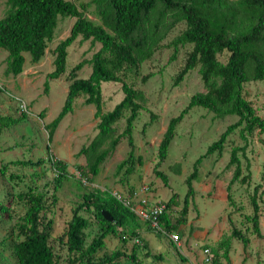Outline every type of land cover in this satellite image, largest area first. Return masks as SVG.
Returning a JSON list of instances; mask_svg holds the SVG:
<instances>
[{"label":"rangeland","instance_id":"obj_1","mask_svg":"<svg viewBox=\"0 0 264 264\" xmlns=\"http://www.w3.org/2000/svg\"><path fill=\"white\" fill-rule=\"evenodd\" d=\"M73 3L83 15L97 22L95 6L101 0H66ZM187 3L188 0H174ZM236 0H229L235 2ZM7 5L0 0V18L5 14ZM73 18H59L52 40L47 44L44 56L38 63L29 62V56L23 53L22 70L18 76L5 75L4 59L6 51L0 49V116L17 118V110L12 98H17L26 105L25 118L13 125L0 129V203L13 196L8 205V217L0 213V264H17L11 252L17 236V226L25 211L24 201L17 200L18 194L34 193L44 199L45 219L53 221L48 244L57 264H67L68 254L64 245L63 231L71 216V209L81 201V194L92 189L115 192L127 198L141 186L147 187L150 201L166 203L172 198L167 216L170 224L179 218L183 197L187 187L185 179L196 162V175L191 182L194 191L188 199L186 214L187 226L171 231L184 244L202 255L201 248L215 247L219 241L227 243L229 264H264V188L255 193L258 210L257 237L249 221L252 214L250 197L253 188L260 184V175L264 163V137L254 132L251 135L234 129L225 139L221 152H214L201 157L212 142L234 123L235 116L216 118L205 109H189L177 124L174 136L169 143L165 158L157 159V145L170 118L177 116L186 107L189 98L195 93L204 92L197 67L188 71L177 85L173 84L177 72L183 66L188 45L174 47L171 42L184 28L179 10H165L156 3L150 10L148 19L142 26L144 35L143 52L137 75H128L124 81L134 89L141 91L144 101L132 122L133 164L117 169L129 152L126 140L122 138L113 153L107 156L98 168L92 183H87L79 174L78 167L84 165L82 156L75 154L96 134L97 119H94V107L83 105V97H77L67 113L58 123L50 140L47 139L48 124L61 109L67 81L65 77L70 69L82 60H88L97 51L99 44H90L76 38L66 49L64 73L57 79H47L52 69L51 50L63 40L69 32ZM245 30V25L238 22L231 33L238 34ZM227 54L217 55V60L224 63ZM90 73L87 65L77 71L76 77L85 79ZM146 76L142 82L141 77ZM46 83V89H44ZM101 113L109 112L123 97L120 84L100 83ZM242 95L253 108L255 114L264 118V81H248L242 85ZM128 111L113 124L115 134H120L125 126ZM242 148L236 155L241 176L248 175L244 184L238 180L226 186L231 179L235 165H227L230 151ZM136 158H138L136 160ZM65 164L67 177L62 179L53 191L55 173L51 160ZM42 160L37 166H22L17 161ZM128 169L129 171H126ZM154 170L166 179L164 184L155 176ZM88 221L84 230V244L94 236L97 230L92 212H80ZM139 220V219H138ZM236 230L245 238V244L231 237ZM192 230L207 237L193 238ZM217 230V241H214ZM145 248L132 245L130 241L120 240L119 235H109L103 245L94 254L95 260L115 251L129 254L134 250L137 264H184L178 249L168 240L163 232L147 229L140 237ZM145 241V242H144ZM179 241V242H180ZM207 243V244H205ZM223 251V250H221ZM148 253L147 256L144 254ZM81 264V263H78ZM116 264H132L127 257H120Z\"/></svg>","mask_w":264,"mask_h":264},{"label":"trees","instance_id":"obj_2","mask_svg":"<svg viewBox=\"0 0 264 264\" xmlns=\"http://www.w3.org/2000/svg\"><path fill=\"white\" fill-rule=\"evenodd\" d=\"M7 5L5 14L0 18V49L6 51L4 59L5 75L16 76L22 71L23 53L29 56V62L38 63L44 56L47 44L52 40L59 18H73L68 35L60 40L51 50L52 69L47 79H57L64 73L67 47L76 39L97 43L99 48L88 60L76 63L67 73L66 96L57 115L44 126L47 130V139L53 135L60 120L71 112L72 102L82 96L83 105L94 107L93 117L97 119L96 134L87 145L79 148L76 156H82L84 165L78 167L79 174L87 183H92L98 173V168L104 159L113 153L119 140L124 138L129 147L127 157L121 161L117 169L127 164L131 166L135 160L131 137L132 122L136 118L141 102L144 101L141 91L128 85L126 76L137 75L138 65L143 52L144 35L142 26L148 19L149 12L156 3H160L165 10H179L184 23L183 30L173 38L171 44L176 46L188 45L185 60L177 72L173 84L177 85L182 77L197 67L199 78L204 92L193 94L180 113L170 118L165 131L157 145V159L165 158L166 149L174 136V130L183 115L193 107L205 109L216 118L235 116L237 120L228 125L219 137L207 146L201 156L221 152L226 137L236 128H240L241 135H251L257 132L264 137V118L257 116L242 95V85L248 81H264V0H188L179 3L174 0H101L95 6L97 22L86 18L82 11L66 0H2ZM240 22L245 30L233 34L231 30ZM227 54L224 63L217 60V55ZM90 67L87 78L76 77L82 66ZM146 76L141 77L143 82ZM119 83L122 99L106 113H101L100 83ZM46 89V83H44ZM128 111L125 126L120 134H115L113 124ZM25 118L19 112L17 118L0 116V129L13 125ZM242 148H233L229 154L227 165H235L229 185L238 180L246 182L247 174L241 176L237 153ZM138 158H136L137 160ZM43 161H17L22 166H37ZM51 167L56 172L53 191L56 190L62 179L67 177L65 164L59 160H51ZM196 162L191 173L185 179L187 187L183 197L179 218L175 224H170L167 216L172 198L166 203L165 211L158 220L164 232L169 233L180 224H185L188 211V199L194 193L191 182L196 175ZM260 175V184L252 190L250 205L252 214L249 221L253 233L260 237L258 230V206L255 193L264 188V163ZM4 169L0 168V174ZM126 171H129L126 169ZM154 174L164 184L165 177L158 171ZM13 196L0 203V213L8 215V205ZM17 200L24 201L25 211L21 223L17 226V236L21 240L14 241L11 252L17 264H57L53 252L48 244L52 231L53 221L45 219V201L41 195L34 193L18 194ZM101 211L107 212L111 222L104 221ZM80 212H92L96 220L97 230L88 242L84 244V230L88 221ZM144 222L138 220L128 208L111 197L108 192L98 189L81 194V201L71 209L70 219L63 231L64 245L68 254L67 264H116L120 257H127L132 264H137L134 250L129 254L115 251L107 256L95 260L94 254L103 245V240L109 235H119L120 240L130 241L137 237L138 230ZM147 229H149L146 226ZM150 230V229H149ZM231 237L241 240L245 238L236 230H232ZM141 244L132 245L145 248ZM208 249V248H207ZM209 250L210 264H229L227 257V243L219 241ZM223 250V251H221ZM145 256L148 253L144 254ZM221 259L223 262H221Z\"/></svg>","mask_w":264,"mask_h":264},{"label":"built area","instance_id":"obj_3","mask_svg":"<svg viewBox=\"0 0 264 264\" xmlns=\"http://www.w3.org/2000/svg\"><path fill=\"white\" fill-rule=\"evenodd\" d=\"M11 99L14 101V104L20 113H26L27 111L26 105L23 103V101L12 97ZM52 161H54V159ZM54 173L56 175L55 171ZM147 193H148L147 187L141 186L140 188H138L136 192L132 193V195L127 198H123L115 192L111 193L110 195L112 198L119 201L123 206L128 208L129 211L132 214H134V216L137 219H139L141 222H144L151 231L163 232L164 235L167 236L168 240L174 246H178L180 241L178 239V236L172 232L169 233L164 232L160 226L158 218L165 211L164 204L160 202L150 201L147 198ZM131 242L136 245L141 244L140 239L137 237L133 238ZM201 252H202L201 264H210L211 257L209 254V250L207 248H203Z\"/></svg>","mask_w":264,"mask_h":264},{"label":"crops","instance_id":"obj_4","mask_svg":"<svg viewBox=\"0 0 264 264\" xmlns=\"http://www.w3.org/2000/svg\"><path fill=\"white\" fill-rule=\"evenodd\" d=\"M184 225L187 226L188 225V222L186 221L185 224L178 225L176 227V230H178L179 228H182L183 229V226ZM258 228H259V226H258ZM146 230H147L146 225L145 226L142 225L141 228L138 230L139 237H142L143 232H145ZM200 233H201V235H198V234L195 233L194 230H192L191 237H193V238H200L202 236V238H203V237H207L208 236V232H206V231H201ZM217 233L218 232L216 230L215 231V236H214V241L215 242L217 241V237H216ZM205 244H207V243H205ZM145 246H146V244H145ZM175 247L178 249V251H179L180 248H183L182 251L179 254H180V258L183 260L184 264H201L202 255L199 256L196 253V251L192 250L189 247V244H186L184 246V244L180 241L179 242V245L178 246H175ZM203 248H207V246L206 245H203L201 249H203ZM221 262H223L222 259H221Z\"/></svg>","mask_w":264,"mask_h":264},{"label":"water","instance_id":"obj_5","mask_svg":"<svg viewBox=\"0 0 264 264\" xmlns=\"http://www.w3.org/2000/svg\"><path fill=\"white\" fill-rule=\"evenodd\" d=\"M101 217L104 221L111 222L112 218L105 211H101Z\"/></svg>","mask_w":264,"mask_h":264}]
</instances>
